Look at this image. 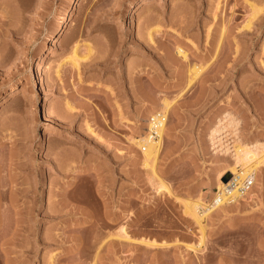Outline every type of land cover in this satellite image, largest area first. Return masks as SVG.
<instances>
[{"label":"rangeland","instance_id":"obj_1","mask_svg":"<svg viewBox=\"0 0 264 264\" xmlns=\"http://www.w3.org/2000/svg\"><path fill=\"white\" fill-rule=\"evenodd\" d=\"M70 1L0 0V264H264V166L210 208L204 240L183 205L211 203L236 139L211 138L226 112L264 142V0H80L38 56ZM165 97L158 194L130 138Z\"/></svg>","mask_w":264,"mask_h":264},{"label":"bare ground","instance_id":"obj_2","mask_svg":"<svg viewBox=\"0 0 264 264\" xmlns=\"http://www.w3.org/2000/svg\"><path fill=\"white\" fill-rule=\"evenodd\" d=\"M147 2H149V0H138L136 3L135 12L142 11L144 8V5ZM79 3H80V0H71L69 2L65 10V14L60 18V20L58 21L54 29L48 35L49 36L48 45L43 46L38 50V53H37L38 56L41 55L47 49H49L51 47L50 44H52V42L58 36L63 34L65 27L67 26L70 19L73 17L72 16L73 10L76 7H78ZM258 8L253 5L254 14H256L260 10V9L258 10ZM125 12L126 11H123V14H121V16L122 15L124 16ZM149 31H148L149 38L151 41H153V38H154L153 31H150V32ZM178 51L181 56L185 58L187 57L186 51H184V49H182L181 47H178ZM75 65L76 66L79 65V61L77 59L75 60ZM201 65H195L194 68L191 69L190 79L188 83L190 86L193 84V82H195V80L199 77L201 72L204 70V66H201ZM13 95H15V91L11 92V96ZM160 101H159L160 102L159 108L156 109L157 111L154 110L155 112H152L154 114L149 116L150 120L146 122V125H145L146 128L144 129V131L139 133L136 136L135 135L133 137L131 136L130 138L131 142L135 145L134 147L140 149L139 151L141 152V159H142L143 166L147 167L148 169L152 171L153 173L152 176L155 181L152 180V178L151 180L152 182L154 181L156 183L157 185L156 191L158 194H161L162 192L170 193V187L164 182L163 179H161L157 175L156 165H157V162L160 158V154L163 149V141H164L165 135L168 132L167 131L168 130V127H167L168 117H169L172 107L174 106V101L170 100L167 97L163 98ZM240 124H241V118L239 116H237L233 112H226L223 119L220 118L219 124L211 132V138L213 142L215 143V145H216V142H219V144H222L221 146L222 148H223L222 141L224 140H223L221 133L222 131L224 132L225 129H228V127L231 129L233 128L234 134L236 135L235 137L236 139L234 141V144L231 143L232 146L227 145L230 142L225 143L227 145L226 146L227 148L225 149V151L223 148V151L225 153L228 152L230 157L227 160L225 159L226 161L222 165L223 167L221 168L220 166L221 169L219 168L220 170L217 173V177H216L217 179H216L215 187H214L215 189L211 190L212 191L211 193L213 196H212L210 205H205L200 199L186 200L183 202L185 216L191 217L199 225L201 232L203 233L202 239L205 237L204 231L206 228L203 222L206 216L212 211L210 208L211 207L213 209L220 208V207L227 205L228 203H232L235 201L237 202L238 199L244 197V194L250 189L251 185L254 183V180L257 179L258 169L264 166V142L263 141L261 142L258 139L254 140L253 142L252 141L245 142L246 139L243 140L239 136V133H238V128ZM217 145H216V148H217ZM225 176L229 177V180L225 181L223 179ZM249 183L251 184L249 185ZM126 228L127 227H125V225H122L120 229L118 230L119 232H117V234L115 233L113 237H117L118 239H122V240H130L131 237L128 234V231ZM144 234L146 236L150 234L151 236V233H149L148 235L147 233H144ZM138 241H140L141 244H144L150 247L151 246H154V247L163 246L164 247V246H167V244H169V242L159 243L156 241V238L154 240L152 239L149 240L146 237H143L142 239H139ZM202 241L201 243L204 242Z\"/></svg>","mask_w":264,"mask_h":264},{"label":"water","instance_id":"obj_3","mask_svg":"<svg viewBox=\"0 0 264 264\" xmlns=\"http://www.w3.org/2000/svg\"><path fill=\"white\" fill-rule=\"evenodd\" d=\"M224 180H225V181H227V180H228V178H226V177H225V178H224Z\"/></svg>","mask_w":264,"mask_h":264},{"label":"built area","instance_id":"obj_4","mask_svg":"<svg viewBox=\"0 0 264 264\" xmlns=\"http://www.w3.org/2000/svg\"><path fill=\"white\" fill-rule=\"evenodd\" d=\"M251 183H249V185H250Z\"/></svg>","mask_w":264,"mask_h":264}]
</instances>
